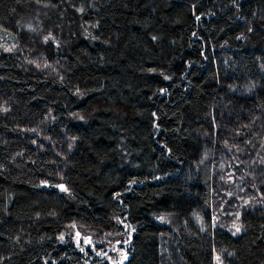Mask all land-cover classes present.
<instances>
[{
  "label": "trees",
  "instance_id": "trees-1",
  "mask_svg": "<svg viewBox=\"0 0 264 264\" xmlns=\"http://www.w3.org/2000/svg\"><path fill=\"white\" fill-rule=\"evenodd\" d=\"M217 256L264 264V0H0V264Z\"/></svg>",
  "mask_w": 264,
  "mask_h": 264
},
{
  "label": "rangeland",
  "instance_id": "rangeland-1",
  "mask_svg": "<svg viewBox=\"0 0 264 264\" xmlns=\"http://www.w3.org/2000/svg\"><path fill=\"white\" fill-rule=\"evenodd\" d=\"M10 36V35H7ZM71 236L74 238L76 242L81 241L86 244L88 241L95 242V243H103L104 246L111 251V249H117V244L121 242L120 239H118V232H107L103 235H98L95 231L87 230L79 225L72 224L69 225L68 228L62 233L61 237L65 238ZM111 260L113 259H119L122 257V250L117 249V255H111ZM117 257V258H116ZM216 263L222 264L218 258L216 257Z\"/></svg>",
  "mask_w": 264,
  "mask_h": 264
}]
</instances>
